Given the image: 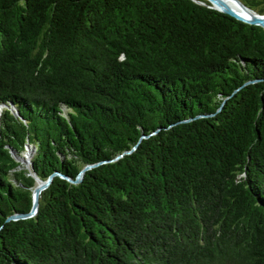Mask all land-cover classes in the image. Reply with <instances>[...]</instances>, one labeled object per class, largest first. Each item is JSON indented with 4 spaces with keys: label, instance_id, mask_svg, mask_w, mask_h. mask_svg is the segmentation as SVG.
Returning <instances> with one entry per match:
<instances>
[{
    "label": "trees",
    "instance_id": "16d2710c",
    "mask_svg": "<svg viewBox=\"0 0 264 264\" xmlns=\"http://www.w3.org/2000/svg\"><path fill=\"white\" fill-rule=\"evenodd\" d=\"M0 264H264V29L204 0H0Z\"/></svg>",
    "mask_w": 264,
    "mask_h": 264
},
{
    "label": "water",
    "instance_id": "95a60500",
    "mask_svg": "<svg viewBox=\"0 0 264 264\" xmlns=\"http://www.w3.org/2000/svg\"><path fill=\"white\" fill-rule=\"evenodd\" d=\"M204 1L208 2L212 9H215L216 11H218L220 13L228 15V16H230V17H232L238 21H241L243 23H246L248 25L259 26L262 29H264V14L263 15L257 14L256 12L247 8L239 0H204ZM196 2L198 4L203 5V3L200 1H196ZM229 2H233L234 4H236L246 16L241 15L240 13L233 10V8H231V6L229 5ZM87 168H89V167H86L85 169H87ZM85 169L82 170L80 172V174L78 175V178L76 180L77 182H79L81 180L82 174L85 171ZM51 180H52V176L45 182H38L36 187L33 189V191H32V207H31V210L28 214H25V215L16 214V215L12 216L10 219L18 220V219H23V218H28V217L34 216L36 214L37 208H38L39 195L44 189H46L48 187V185L51 183Z\"/></svg>",
    "mask_w": 264,
    "mask_h": 264
},
{
    "label": "rangeland",
    "instance_id": "374dc122",
    "mask_svg": "<svg viewBox=\"0 0 264 264\" xmlns=\"http://www.w3.org/2000/svg\"><path fill=\"white\" fill-rule=\"evenodd\" d=\"M22 159L19 161L24 165V166H28L30 163V151H28V149H26L25 154L21 157Z\"/></svg>",
    "mask_w": 264,
    "mask_h": 264
},
{
    "label": "bare ground",
    "instance_id": "6f19581e",
    "mask_svg": "<svg viewBox=\"0 0 264 264\" xmlns=\"http://www.w3.org/2000/svg\"><path fill=\"white\" fill-rule=\"evenodd\" d=\"M229 5L231 6V8H233V10H235L236 12L240 13L241 15H245L242 10L233 2H229ZM246 16V15H245Z\"/></svg>",
    "mask_w": 264,
    "mask_h": 264
}]
</instances>
